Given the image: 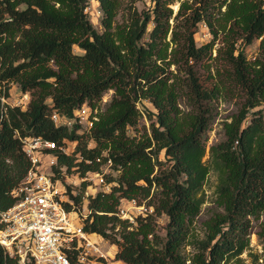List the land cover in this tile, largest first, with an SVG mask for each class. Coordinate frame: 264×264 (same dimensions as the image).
I'll use <instances>...</instances> for the list:
<instances>
[{"label":"trees","instance_id":"trees-1","mask_svg":"<svg viewBox=\"0 0 264 264\" xmlns=\"http://www.w3.org/2000/svg\"><path fill=\"white\" fill-rule=\"evenodd\" d=\"M97 1L102 30L90 19V0H0V83L15 81L22 92H31L26 107L3 110L0 104V209L17 201L15 189L30 167L21 137L41 135L59 144L78 140L72 154L59 152L55 177L83 176L110 162V189L91 194L84 228L116 244V258L127 264H186L188 259L264 264V253L262 262L255 252L247 263L241 256L254 226L264 243V108H256L264 102V0H180L177 12L176 0H151L142 8L137 0ZM200 22L212 38L198 44ZM218 38L225 43L218 55L229 67L224 80L208 88L195 69L213 57ZM257 38L260 52L251 60L238 42L248 45ZM173 64L185 76L176 74ZM227 81L239 85L246 99L224 122L225 137L211 145L205 161L213 100ZM109 89L113 95L101 108ZM182 95L189 110L180 105ZM140 99L157 109L148 110L150 131L138 127ZM84 102L98 109L90 129L79 132L77 120L71 126L54 122V111L74 118ZM212 169L216 202L224 210L206 219L208 233L198 237L194 222ZM87 184L82 182L79 193L68 192L75 203H81ZM123 198L153 210L134 221L123 218ZM163 214L168 218L164 234L158 220ZM0 264H19L1 244Z\"/></svg>","mask_w":264,"mask_h":264},{"label":"built area","instance_id":"built-area-1","mask_svg":"<svg viewBox=\"0 0 264 264\" xmlns=\"http://www.w3.org/2000/svg\"><path fill=\"white\" fill-rule=\"evenodd\" d=\"M12 95L14 92L10 83H0V104L3 110H7L9 105L26 107L30 100L29 91L20 90L15 98ZM97 111V108L84 102L76 110V117L68 118L54 111L52 118L56 124L65 123L69 126L77 120L80 123L78 131L83 132L90 129L94 119L98 118ZM21 139L30 167L15 189L19 196L17 201L7 209H0V244L10 255L18 258L19 264L28 260L36 264H106L110 253L100 246L99 240L92 237L93 232L84 228L86 210H89L87 203L91 194L97 191L95 186L110 189L106 172L88 170L83 176L77 173L82 181H88L87 187L96 189L86 190L81 203H75L67 192L65 180L55 177L53 168L58 163L59 152L72 154L78 140L65 138L59 144L41 135ZM77 154L78 159H82L81 153ZM107 163L110 165V162ZM61 171L65 173V167H61ZM66 201L72 206L67 207ZM119 214L127 215L121 208Z\"/></svg>","mask_w":264,"mask_h":264},{"label":"rangeland","instance_id":"rangeland-1","mask_svg":"<svg viewBox=\"0 0 264 264\" xmlns=\"http://www.w3.org/2000/svg\"><path fill=\"white\" fill-rule=\"evenodd\" d=\"M90 6H89V16L93 24L96 26L97 29L102 30L103 27L100 22V17L98 13L99 5L97 0H90ZM151 4V0H137V5L139 8L147 7ZM172 6L175 9V12H177L179 6H180V0H176ZM118 19L121 20V15H118ZM212 38V33L210 32L207 24L205 22H200L198 26V31L196 32V41L198 44L204 43ZM260 42L261 38L255 39L252 43L248 45H244L240 41L238 44L241 46H244L248 58L251 60L254 59L260 52ZM225 43L222 41V39L218 38L215 44V47L213 49V57H209L205 60V63H199L196 65V72L199 76L200 81L209 87H212L215 83L222 82L224 80L225 76L223 75L225 68L229 65L227 62L224 61V59L218 55L219 49L224 48ZM75 50L82 53L83 49H81L79 46H75ZM171 69L176 72L179 76H185V73L183 70H181L178 65L173 64L171 66ZM10 85L12 86V91L14 92V95H12V98H15L17 94H19V84L15 81H10ZM30 92V91H29ZM114 89H109L102 97L101 101V108L105 107V104L111 99L113 95ZM31 97V92H30ZM246 99V95L241 89L239 85L236 83H232L227 81L226 87L220 92L219 96H217L213 100L214 104V118L211 123V126L208 130V141H207V150L203 157L205 161H208L210 159V147L213 143H216L223 139L225 137V125L224 122L231 121L234 117V115H237ZM180 105L183 109L189 110L191 108L189 104V100L186 95H182L180 97ZM138 106L142 112V115L139 119L138 127L143 129L144 126L148 128L150 131V124H151V117L149 115V112H156V107L152 104L151 101L148 99H140L138 101ZM256 108H264V102H262L258 107ZM254 109H251L249 111L248 118L246 119V123L248 122L251 112ZM94 141L91 140L89 142V146L94 145ZM72 147V144L70 145ZM160 159L166 161V164H168L169 159L168 156L164 154V152L160 153ZM101 171H104L107 173L114 172L112 167L108 163H104L101 167ZM80 176V175H79ZM82 180L78 177L77 172L74 173H67L65 176V186L67 189V192L71 191L74 193H79L81 191V184ZM217 183V175L216 172L212 169L208 175V178L204 184V194L206 197V200L204 204L202 205L200 213L197 215L196 220L194 222V233L198 237H205L208 233L207 225L205 223L206 219L210 218L213 214H215L217 211L224 210L223 206L218 205L216 202V188ZM70 186V187H69ZM97 189L100 187L96 185ZM95 187H86L83 191V194H85L86 190L88 191H95ZM87 203V202H85ZM88 204V203H87ZM121 209H123L127 215L121 216L123 218H129L131 221H134L136 216L139 214H145L146 212H150L153 210V207L147 206L146 204H139L136 201L128 200L127 198H123L121 201ZM85 210V209H84ZM87 214L89 210H86ZM159 220V229L161 230V233H165L164 225L166 224L168 218L166 214H163L158 217ZM257 223V221L255 222ZM259 228L258 225L254 226L252 228L251 234H250V245L247 249H245L241 256L244 259V263L250 262L253 258V252L258 253L260 257V261H263V253H264V243L259 238L257 234V229ZM93 234V233H92ZM94 238L99 240L100 246L110 254H108V259L106 260V264H127L124 260L120 259L121 261H117L118 258H116V250L117 245L112 243L110 240L105 239L103 236H99L98 234L94 235ZM185 251L188 254H191L193 252L192 246L188 245L185 248ZM186 264H195L191 261V259L187 260ZM227 264H235V260H230Z\"/></svg>","mask_w":264,"mask_h":264},{"label":"bare ground","instance_id":"bare-ground-1","mask_svg":"<svg viewBox=\"0 0 264 264\" xmlns=\"http://www.w3.org/2000/svg\"><path fill=\"white\" fill-rule=\"evenodd\" d=\"M91 235H92V237L94 238V235H95V234H91Z\"/></svg>","mask_w":264,"mask_h":264}]
</instances>
